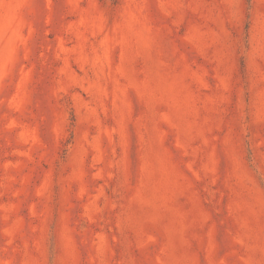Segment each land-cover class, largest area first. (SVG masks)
<instances>
[{
	"label": "rangeland",
	"instance_id": "obj_1",
	"mask_svg": "<svg viewBox=\"0 0 264 264\" xmlns=\"http://www.w3.org/2000/svg\"><path fill=\"white\" fill-rule=\"evenodd\" d=\"M0 264H264V0H0Z\"/></svg>",
	"mask_w": 264,
	"mask_h": 264
}]
</instances>
